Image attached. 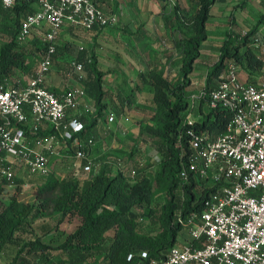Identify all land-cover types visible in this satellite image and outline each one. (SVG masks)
<instances>
[{
    "label": "trees",
    "instance_id": "16d2710c",
    "mask_svg": "<svg viewBox=\"0 0 264 264\" xmlns=\"http://www.w3.org/2000/svg\"><path fill=\"white\" fill-rule=\"evenodd\" d=\"M95 1L98 3V0ZM190 2L196 10L190 17L180 10L178 4L173 8L178 31L182 34L178 41V47L182 50L181 76L173 80L159 71L141 75L143 83L153 88L157 106L152 124H147L144 128V133L153 139L154 150L159 156L154 180L147 174L149 166L137 168L133 176L126 171L114 174L112 167H104L90 180L73 178L63 183L62 196L55 211L61 213L60 222L77 217L80 224L57 247L45 243L47 236L34 232V221L43 212L42 207L21 206L17 194L8 204L0 200V257L9 249L15 250L8 264H31L28 259L24 261L23 256L34 257L32 264H56L54 250L59 251L61 256H66V261L70 264H83L95 257H101L102 264H136L142 253L161 261L166 259L173 247H182L180 238L184 239L187 234L177 223L179 213L189 217L204 208L201 201L196 203L199 190H195L193 179L190 178L191 182L188 184L183 181V172L188 168L190 154L188 131L206 132L209 136L216 137L227 131L233 119L230 112L218 109L208 110L201 122L190 125L186 121L190 104V76L200 58L202 45L208 40V22L217 0ZM35 11L33 2L15 0V4L7 8L3 0H0V84L13 87L21 85L14 79L16 72L27 74L31 78L35 71L31 72L28 59L33 58L39 65L45 57L48 49L46 42H43L42 48H38L39 55L35 56L28 52L27 42L21 43L18 40L24 20ZM262 23L264 17L248 35L242 38L239 35L230 36L225 41L218 62L208 72L206 89L216 86L231 61L239 63L249 76L255 75L264 67V57L256 53L251 39ZM96 73L100 84L103 75L98 71ZM213 82L215 83L212 85ZM54 92L58 93L56 90ZM102 100L103 94L100 91L96 100V116L84 118L82 115L85 130L75 134L68 142L82 140L87 130L93 128L103 117L106 107ZM198 106L202 109L207 105L203 101ZM29 125L25 126L27 131L34 129ZM51 130L48 134L37 130L38 133L32 137L48 136ZM75 148L78 151L84 145ZM15 183L19 186L22 184L17 176ZM57 185L58 182L52 178L40 191L46 194L55 190ZM156 186L164 193L162 203H156ZM2 191L3 188L0 187V195ZM145 221L149 222L157 234L142 232ZM28 236L32 238L27 240ZM130 257L132 258L129 259Z\"/></svg>",
    "mask_w": 264,
    "mask_h": 264
},
{
    "label": "built area",
    "instance_id": "2783aa9c",
    "mask_svg": "<svg viewBox=\"0 0 264 264\" xmlns=\"http://www.w3.org/2000/svg\"><path fill=\"white\" fill-rule=\"evenodd\" d=\"M25 1L37 9L24 20L18 40L24 43L36 30H44L48 49L27 84H0V187L5 190L18 188L17 159L31 175H47L51 155L45 150L54 154L55 144L72 140L84 129L77 115L69 121L68 117L85 92L56 94L46 85L60 31L66 25L96 31L118 23L117 16L95 0ZM170 1L174 8V0ZM3 4L10 8L15 0ZM251 39L255 51H264V33ZM73 67L83 70L82 65ZM203 101L210 111L223 109L233 116L227 131L216 137L188 131L190 154L183 181L188 184L193 179L199 190L196 203L201 201L204 208L189 217L179 213L177 223L187 234L180 240L182 247H173L161 261L142 253L136 264H264V67L249 76L231 61L215 87L203 88L192 97L186 117L190 125L194 123L190 111ZM32 123V135L45 123L52 129L48 136L33 137L41 150L29 144L25 126ZM77 158H85L82 150Z\"/></svg>",
    "mask_w": 264,
    "mask_h": 264
},
{
    "label": "crops",
    "instance_id": "0c3cea01",
    "mask_svg": "<svg viewBox=\"0 0 264 264\" xmlns=\"http://www.w3.org/2000/svg\"><path fill=\"white\" fill-rule=\"evenodd\" d=\"M174 2L181 5L184 10L193 7L190 1L188 4L186 0H178V2L174 0ZM228 2V0H217L211 12L212 17L216 16L214 10L218 5H225ZM256 3L253 4L256 9L264 11L262 6H256ZM98 4L105 12L115 14L118 23L96 31H87L66 25L58 35L57 53L53 57L54 65L46 77L47 87L53 91L56 90L57 94L70 90L85 92V95L79 100L77 110L70 113L68 117L69 121L77 115L78 120L80 118L79 121L84 125L83 130H85L86 124L81 121L82 115L84 118L96 116L97 96L100 91L103 94L102 104L106 107L104 115L93 128L87 130L82 140L76 139L74 143H70L61 139L53 147L54 154L45 150L51 156L66 150V156H69L72 154L70 153V149H72L81 169L84 167L85 170V167L91 166L90 171H85L90 173L93 178L106 164L117 165L114 164V160L123 152L118 141L120 136L130 139L139 135V131H135L139 130V120H145L146 123L152 124L151 120L157 113L154 91L151 86L143 83L141 75L151 71H165V67L167 70H172V62L179 58L182 60V50L178 47V40H181L182 34L178 31L177 20L170 0H98ZM249 7H252V4L249 3ZM35 8L37 9V6ZM187 10L183 13H187ZM259 33H264L262 25L259 26L256 33L252 34V37ZM243 34L248 35L249 32H243ZM243 34L239 36L242 38ZM44 37V30L34 32L31 39L42 45H28L30 54L39 55L38 48H42L43 42H45ZM207 42L208 40L201 47L199 59H202L204 45ZM256 52L264 53V51ZM74 64L82 65L83 70L78 72L73 67ZM182 66L183 63L181 69ZM36 67H38V63L33 65L31 72H36ZM96 71L103 75L100 84H98L99 79ZM29 80L30 76L28 75L17 82L25 85ZM111 116L114 117V121H110ZM107 117L108 121H105ZM109 122L111 123L110 130ZM30 126H33V123ZM118 126L121 128L119 129ZM39 130V133L48 134L51 127L45 123ZM32 132L33 129L28 130L29 144L32 148L41 150L42 148L33 140ZM109 137L113 139L110 147ZM90 141L92 143H89ZM80 145H84L81 150L84 152L85 158H77L80 149L77 151L75 147ZM154 152L157 153L156 150ZM132 155L133 159L126 158V166L130 167L133 164L137 170L140 161L134 159ZM15 166L17 177L24 169L28 172L19 159L16 160ZM125 170L121 167L120 171ZM136 170L132 171L131 176L135 174ZM31 176L33 175L28 172V178ZM21 178L24 180H20L22 183L20 186L28 183L24 177ZM20 186L18 185V187ZM180 244H182L181 241ZM3 257L4 254L0 260ZM30 257L32 258V256ZM30 257L23 256L24 261ZM9 262L7 260L6 264Z\"/></svg>",
    "mask_w": 264,
    "mask_h": 264
},
{
    "label": "rangeland",
    "instance_id": "374dc122",
    "mask_svg": "<svg viewBox=\"0 0 264 264\" xmlns=\"http://www.w3.org/2000/svg\"><path fill=\"white\" fill-rule=\"evenodd\" d=\"M189 1L190 0H186L187 4ZM228 1L229 2L227 4L218 5V7L215 8L214 13L216 14V16L212 17L208 22L207 29L209 39L208 42L204 45L202 59H199L196 62L194 73L192 76H190L191 83L193 82V85H191L188 90L189 102H191L193 95L199 94L200 91L208 85V72L212 68V66L216 62H218L221 54V48L225 41L230 36L242 35L243 32H251L253 28L257 26L259 20L264 17V11H258L253 5L255 2H257L256 6L260 5L262 6V10H264V0H255L254 2H252L253 0ZM176 2H178V0H176ZM249 3L252 4V7H249ZM179 7L182 12L187 10H184L181 5H179ZM195 11V8L193 9V7H190L185 15L190 17L195 14ZM261 25L263 28L264 23H262ZM30 40L32 39L30 38L27 41V45L33 44V46H36L35 41ZM29 48L31 47L29 46ZM256 53L264 57V53ZM28 60L29 66L33 68L35 60L33 58H29ZM181 62L182 60L181 58H179L178 60L172 62V70H167V68L164 66L165 71L161 72H163L167 77L176 80L182 74ZM27 76V74L16 72L14 79L23 80V78ZM214 83L215 82H213L212 85ZM208 110L209 109L207 106H204L202 109H200L197 104L195 108L190 111L192 113L191 120L193 122H201L203 120V116L208 113ZM105 121H108V117L105 118ZM149 123H146L145 120L138 121L139 130L135 131H139V135H137L136 137L125 139L120 136L118 141L124 153L121 152V154L114 160V164H117L116 166H112L110 165V163H108L105 167H112L114 174L119 172L121 170V167L124 170L126 169L125 171L131 174L132 171L136 170V168L133 167V164H131L130 167L126 166V161L127 159H129V157L131 158V155L133 154L132 156L134 157V159L140 161L139 168H145L146 166H149L148 168L146 167L147 174L152 180H154L155 172L158 169L159 156L154 152L153 139L149 137L147 133H144V128ZM110 125L111 123L109 122V130L111 128ZM118 128L120 129L121 127L118 126ZM112 140L113 139L109 137V147L111 146ZM70 153L72 154L66 156L67 152L66 150H63L60 154L51 156L49 164L50 171L47 175H33L28 178V172L25 169L22 170L18 175V178L19 180H24L23 178H21L24 177L25 180H28V183L11 190L3 189L2 194L0 195V200L6 204H8L11 198L15 194H17V200L21 206L36 205L42 207L43 212L34 221V232H37L41 236H47L45 243L49 244L52 247L61 245L65 241L66 237L69 234L73 233L76 230L77 226L80 224V219L77 217L69 218L63 222H60L61 213L55 211V207L62 196L61 185L73 178L78 180H90L93 178L90 173L83 170L84 167L83 169L80 168L78 159L74 157L73 154L75 152L72 149H70ZM52 178L58 182L57 188L53 191L47 192L46 194H42L40 188H42ZM155 200L156 203H162L164 200V193L160 190L159 186H156L155 188ZM142 232L151 235L157 234V231L153 230L152 227H150L148 221L144 222ZM26 238L27 240H29L32 237L28 236ZM180 240H182L183 242V239L180 238ZM9 250L10 251L6 252L4 257L0 260V264H6L7 260H12V256L14 255L15 250ZM54 254L57 256L54 260L56 264H70L68 261H66V256H61L59 251L54 250ZM33 258L30 257L28 260L30 262H33ZM83 264H102V258L95 257Z\"/></svg>",
    "mask_w": 264,
    "mask_h": 264
}]
</instances>
